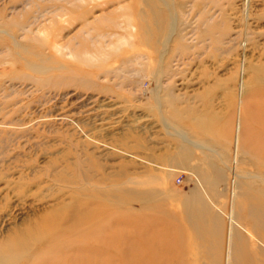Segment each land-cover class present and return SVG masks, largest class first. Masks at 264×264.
<instances>
[{"label": "rangeland", "instance_id": "1", "mask_svg": "<svg viewBox=\"0 0 264 264\" xmlns=\"http://www.w3.org/2000/svg\"><path fill=\"white\" fill-rule=\"evenodd\" d=\"M193 192L224 234L264 208V0H0V264H138L139 222L224 264Z\"/></svg>", "mask_w": 264, "mask_h": 264}, {"label": "bare ground", "instance_id": "2", "mask_svg": "<svg viewBox=\"0 0 264 264\" xmlns=\"http://www.w3.org/2000/svg\"><path fill=\"white\" fill-rule=\"evenodd\" d=\"M239 128L240 123L238 121L234 143V157L237 156L239 150ZM209 169L210 171H217V168H215V166H212ZM114 184L115 186L110 190L114 192L112 196L116 197V199L120 202L122 198H120L121 196L119 194L121 193H128L129 196L134 199H144L149 196L151 197L152 195H155L159 192L154 188L146 191H138L135 188L128 187L124 184H121L120 182H115ZM237 186L238 184H236V186L235 184L233 185V188L231 190L232 198L235 195V188H237ZM253 200H256V202L254 203V201H250L249 207L247 209V212L249 213L248 217L250 219L249 225L254 228L253 230H249V236H251L250 238L249 236H247L248 234L246 235L245 228L240 226L239 222H237L239 220H237L236 218L237 212L235 211V207L237 205L235 206V204H237L238 200H236L235 203H231L233 204L231 207V211L227 213V232L226 234H224L225 225H223L222 230L223 220H221L219 214H215L213 213V211L211 213V210L209 211V209L203 207L204 200L200 192H193V194L187 195L186 200L184 201V213L190 229L193 230V233L195 235L194 237L199 241V243H196L192 248H194L195 251L199 252L205 251V257L213 255L214 250L216 253H218L215 254V256L216 258H220V262L222 260V257H224V264H264V235L262 233L264 208H262V204L258 201L259 199L257 197H255ZM79 215L80 214H78L77 216ZM136 228L139 235L138 264H180V261L174 258L173 255L176 247L169 251L168 243L171 239L165 238V236H161L160 243L156 242L157 244H154L153 239L159 236V231L152 230L153 228H147L143 224L141 225L140 222ZM146 241H150V251L145 250ZM249 246L250 251L253 252L254 261H252L250 256L247 254V249L249 250ZM163 248V255L162 258H160L157 256V250H161ZM169 253L171 256L169 255ZM148 254L150 258L149 260H147Z\"/></svg>", "mask_w": 264, "mask_h": 264}, {"label": "crops", "instance_id": "3", "mask_svg": "<svg viewBox=\"0 0 264 264\" xmlns=\"http://www.w3.org/2000/svg\"><path fill=\"white\" fill-rule=\"evenodd\" d=\"M208 171H210L209 169H203V168H199L198 172H199V177H209L212 176L211 173H209ZM254 229V228H253ZM263 235H264V218H263V231H262ZM247 254L250 256V258L252 259V261H254V256H253V252L250 251V246H249V250L247 249Z\"/></svg>", "mask_w": 264, "mask_h": 264}, {"label": "built area", "instance_id": "4", "mask_svg": "<svg viewBox=\"0 0 264 264\" xmlns=\"http://www.w3.org/2000/svg\"><path fill=\"white\" fill-rule=\"evenodd\" d=\"M179 181V180H178Z\"/></svg>", "mask_w": 264, "mask_h": 264}]
</instances>
